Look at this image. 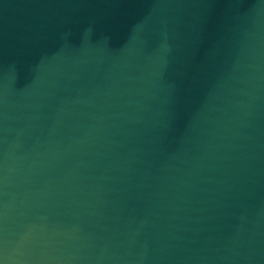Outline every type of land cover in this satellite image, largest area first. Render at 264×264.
Instances as JSON below:
<instances>
[{
    "label": "water",
    "instance_id": "1",
    "mask_svg": "<svg viewBox=\"0 0 264 264\" xmlns=\"http://www.w3.org/2000/svg\"><path fill=\"white\" fill-rule=\"evenodd\" d=\"M0 264H264V0H0Z\"/></svg>",
    "mask_w": 264,
    "mask_h": 264
}]
</instances>
